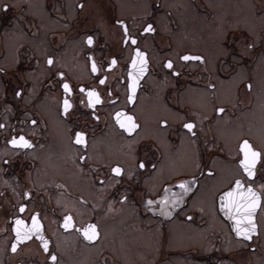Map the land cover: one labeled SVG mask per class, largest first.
I'll use <instances>...</instances> for the list:
<instances>
[{"label": "flooded vegetation", "instance_id": "flooded-vegetation-1", "mask_svg": "<svg viewBox=\"0 0 264 264\" xmlns=\"http://www.w3.org/2000/svg\"><path fill=\"white\" fill-rule=\"evenodd\" d=\"M183 1L0 0V264H264V161L253 177L237 163L243 139L264 153V0H187L192 27ZM136 49L146 64L129 100ZM117 111L137 127L121 129ZM20 136L30 146L9 143ZM237 179L261 197L251 239L218 201ZM33 215L41 231L16 241V219L31 226ZM87 223L95 240L79 231Z\"/></svg>", "mask_w": 264, "mask_h": 264}, {"label": "snow or ice", "instance_id": "snow-or-ice-1", "mask_svg": "<svg viewBox=\"0 0 264 264\" xmlns=\"http://www.w3.org/2000/svg\"><path fill=\"white\" fill-rule=\"evenodd\" d=\"M9 7L8 4H4L3 8L4 10H7ZM79 7L83 8L85 5L82 3L79 5ZM116 23L118 25H123V21L117 20ZM152 26L148 25L144 31L149 32L152 31ZM124 39L125 42L128 41L129 37L127 34V28L125 26V32H124ZM86 43L91 45L93 43V37L92 36H87L85 37ZM132 43L135 44L136 40L134 37L131 38ZM182 60L188 61V60H196V61H201L203 60V57L200 56H189V55H184L181 57ZM139 61V65L138 62ZM53 58L48 57L47 63L52 64ZM115 58L112 60V64H115ZM146 64V60L144 59V54L140 52L139 49L135 50V54L132 57L131 65H130V71L128 73L129 76V90L130 94L128 96L129 100H132V95L131 93L135 90V75H139L142 73L144 70V66ZM112 65L110 64L109 67ZM167 68L171 69L173 67V63L171 60L166 62L165 65ZM92 71L96 72L97 68L95 63L92 65ZM58 75H63L62 73ZM100 83H104L103 80L100 81ZM63 89L68 92L70 91V86L67 82H65L62 85ZM249 88H251V85H248ZM81 91H85V89L82 87ZM87 96H88V103L89 105H94L96 102L99 101V95L94 89H87ZM22 93L21 91H16L14 93L15 96H20ZM64 110L67 111L69 105V101L67 98L64 99ZM217 112H223V108H218L216 109ZM115 121L119 125L121 129H125L129 132H131L134 128L137 127L134 121V117L126 114L123 111H117L115 113ZM33 124H35V121H33ZM161 124H167V121H161ZM0 127H3V125H0ZM185 129H187L189 132H192L194 128V124L191 122L185 123L183 125ZM194 134V133H193ZM84 133L82 132H77L76 133V140L78 143H85L83 137ZM11 144H21L23 146H30V141L25 139L24 136H20L19 138H13L11 141H9ZM238 158H237V163L238 167L242 170L243 173H245L248 177H253L255 175V169L257 167V161H264V153L261 151L255 149L253 145L249 142L248 139H243L239 142L238 144ZM81 160H84L85 157L81 156ZM140 168L145 167L144 161H141L139 164ZM112 173H115L117 175L122 173V169L119 166L113 167L111 169ZM178 186L183 189L184 192L190 191V188L187 186L186 181H179ZM167 190V186H166ZM25 195H28L27 193ZM122 199H126V197H122ZM181 199L180 196L177 194L173 193V198L172 202L175 204L177 201ZM168 200V197H162L160 199V204L162 207V214L163 215H170L171 213L167 210L166 208V201ZM261 197L260 195L254 191L252 186L249 184L247 188L245 189L242 181L240 179H237L235 181L234 186H230L227 191H224L220 195V207L223 209L226 214L230 217V219L233 220V228L235 230V234L238 237H244L247 239H251V234L254 233L257 229V226L254 222V217L253 213L255 212L256 208L260 204ZM155 202L152 200L146 201L147 205H152ZM25 210V206L21 205L20 211L23 212ZM73 217L71 215L65 216L64 217V228H71L74 227L72 223ZM98 226L93 223H87L84 224L80 227L79 231L83 233L84 237L87 240H95L98 236V231H97ZM14 231L16 234V241L20 240H27L30 238V236L33 233H39L41 231V226L38 222L37 215L32 216V224L31 226H28L25 224L24 221L20 220L19 218L16 219L15 221V227ZM40 240L43 241V247L45 251H48V241L44 240V237L41 235ZM16 241L13 242L12 244V251L15 252L17 248ZM51 259L53 261L56 260V256L52 255Z\"/></svg>", "mask_w": 264, "mask_h": 264}, {"label": "rangeland", "instance_id": "rangeland-1", "mask_svg": "<svg viewBox=\"0 0 264 264\" xmlns=\"http://www.w3.org/2000/svg\"><path fill=\"white\" fill-rule=\"evenodd\" d=\"M183 6H185V7L188 8V10H189L188 22L190 23V27H192V24L195 25L196 22H197V20H196V14H195L194 10L192 9L190 3H189L187 0H186V1H183ZM237 16H240V12H239V11H238ZM242 17H243V16H242ZM248 22H250V21L248 20ZM205 40H206V39H205ZM126 152H127V151H126ZM124 157L126 158V160H129V155H128V153H126ZM128 225H129V218H128ZM118 226L120 227L119 224L117 225V227H118ZM218 226H219V224H218ZM112 227L114 228V227H116V225H112ZM130 231H131V230H129L128 233H129ZM129 234H131V233H129ZM127 237H129V236H127ZM132 237H133V236H130L131 241L133 242L134 239H132ZM134 242H135V241H134ZM142 242H143V241H142ZM186 244H187V243H186ZM147 247H148L149 249H153V248H154V245H153V243H151L150 245H147ZM149 251H150V250H147L148 253H149ZM193 264H195V263H193ZM225 264H227V263H225ZM262 264H263V263H262Z\"/></svg>", "mask_w": 264, "mask_h": 264}, {"label": "water", "instance_id": "water-1", "mask_svg": "<svg viewBox=\"0 0 264 264\" xmlns=\"http://www.w3.org/2000/svg\"><path fill=\"white\" fill-rule=\"evenodd\" d=\"M136 81H137V79H136ZM218 201H219V203H221V202H220V197L218 198ZM221 212H222V215H223V216L226 218V220L228 221L231 231L234 233V235H236V234H235V230H234V228H233V223H234L233 220L230 219V217L226 214L225 211H221ZM253 217H254V213H253ZM254 222H255V221H254Z\"/></svg>", "mask_w": 264, "mask_h": 264}]
</instances>
